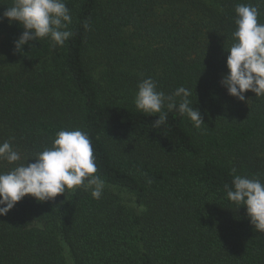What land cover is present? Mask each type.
Listing matches in <instances>:
<instances>
[{
  "label": "trees",
  "instance_id": "16d2710c",
  "mask_svg": "<svg viewBox=\"0 0 264 264\" xmlns=\"http://www.w3.org/2000/svg\"><path fill=\"white\" fill-rule=\"evenodd\" d=\"M66 3L73 36L62 47L45 38L18 52L23 27L0 22V142L28 155L79 128L106 188L141 209L106 188L100 199L83 188L43 202L26 195L0 216V264H264V233L225 187L233 168L264 181V97L246 91L245 103L220 84L235 6L256 5L264 23V0ZM11 4L0 0V15ZM148 77L165 94L193 89L205 125L170 112L153 127L158 117L133 103Z\"/></svg>",
  "mask_w": 264,
  "mask_h": 264
},
{
  "label": "clouds",
  "instance_id": "9594fccd",
  "mask_svg": "<svg viewBox=\"0 0 264 264\" xmlns=\"http://www.w3.org/2000/svg\"><path fill=\"white\" fill-rule=\"evenodd\" d=\"M232 43L226 50L227 75L220 80L228 95L247 103L244 93L264 97V23H260L259 8L251 3H238L234 9ZM15 21L24 31L14 41L20 52L30 41L48 38L52 46L62 47L73 36L69 29L73 17L66 0H12L11 6L0 15V22ZM89 30L90 22L83 24ZM194 90L179 86L171 94L158 90L157 82L142 78L137 85L134 106L146 115L158 117L153 127L164 126L168 114L186 116L195 128L205 125L201 113L193 107L190 97ZM29 159L32 163H27ZM0 162L10 167L0 170V216L6 215L17 202L29 195L43 202L83 188L93 199H100L106 182L97 175L94 149L89 135L79 128L56 132L51 146L42 151L22 154L13 148L11 138L0 142ZM231 186L226 187L227 199L244 207L253 229L264 233V181L249 178L232 169Z\"/></svg>",
  "mask_w": 264,
  "mask_h": 264
},
{
  "label": "rangeland",
  "instance_id": "374dc122",
  "mask_svg": "<svg viewBox=\"0 0 264 264\" xmlns=\"http://www.w3.org/2000/svg\"><path fill=\"white\" fill-rule=\"evenodd\" d=\"M101 66V65H100ZM227 73L221 74V79L226 76ZM106 188V187H105ZM110 193L114 195L117 202H119L121 205L133 208L135 210H140L141 208L136 204L135 198L133 195H131L129 192L116 188V187H107L106 188ZM68 258V256H67ZM69 260V258H68Z\"/></svg>",
  "mask_w": 264,
  "mask_h": 264
}]
</instances>
